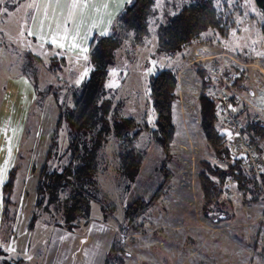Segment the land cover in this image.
<instances>
[{
    "label": "rangeland",
    "instance_id": "374dc122",
    "mask_svg": "<svg viewBox=\"0 0 264 264\" xmlns=\"http://www.w3.org/2000/svg\"><path fill=\"white\" fill-rule=\"evenodd\" d=\"M189 1L154 0L146 32L136 43L131 37L122 41L106 82V87L113 90L110 124L113 117H131L135 122L151 125L154 113L147 99L145 59L155 56L157 64L172 67L176 100L171 105L170 156L165 159V152L141 128L135 147L142 153V160L134 179L125 185L117 173L116 142L109 132L96 150L95 180L97 188L113 203L111 217H104L98 202L92 200L89 219H80L68 231L40 219L27 229L37 173L57 112L52 96L41 95L37 90L54 86L59 102L71 103L69 86L78 85L87 75L88 38L91 33H103L108 28L105 10L90 3L91 8L85 7L86 3L80 8L75 3L67 20L72 24L55 28L52 38L50 28L57 23L54 17H44L34 39L36 22L32 26L30 22L48 15L46 1L0 0V249L5 252L0 255V264L2 256L10 261L20 259L23 264H102L112 242L120 236L117 264H264V179L260 177L264 173V138L251 142L262 159L260 170L255 172L245 161V168L256 180L255 200L247 198L227 177L220 196L230 203L232 214L213 222L201 208L199 163H224L212 153L199 127L197 93L201 79L193 65L200 64L212 80L221 81L218 86L208 87L207 92L216 98L214 92L219 90L226 97L225 103L217 101L216 114L221 131L230 133L232 150L237 133L221 119L222 113L233 116L228 98L234 112L243 110L238 117L234 116L240 128L251 120L260 122L264 130L262 16L253 0H212L225 21L222 31L208 29L199 41L184 46L173 56L155 55L153 24ZM104 3L105 0H96L95 6ZM106 4L113 5L109 0ZM75 15L77 25L72 21ZM38 38H47L43 41L46 44L38 43ZM27 51L39 57L33 73L27 71ZM51 58L60 62L55 73L47 67ZM225 69L230 70L231 80H225L228 75L221 74ZM253 136L244 135L248 141ZM59 138L62 149L66 136L60 132ZM11 167L16 168L11 204L3 216L1 184ZM134 203L139 207L134 220L136 228H125V206ZM48 213L56 221L61 220L59 208L49 205Z\"/></svg>",
    "mask_w": 264,
    "mask_h": 264
},
{
    "label": "trees",
    "instance_id": "16d2710c",
    "mask_svg": "<svg viewBox=\"0 0 264 264\" xmlns=\"http://www.w3.org/2000/svg\"><path fill=\"white\" fill-rule=\"evenodd\" d=\"M253 1L262 16L260 31L264 46V0ZM153 2L154 0H129L116 13L112 23L103 33L91 34L85 50L87 75L78 85L69 86L68 91L72 100L70 104L59 102L58 90L54 86L47 85L40 92L37 90L41 95L52 96L57 112L43 161L37 173L35 200L27 229H31L40 219L46 224L72 231L80 219L85 222L89 219V206L92 200L98 202L104 217L107 215L111 217L113 203L97 188L95 180L96 150L109 132L116 142L117 173L125 185L134 179L142 160V153L135 147V137L141 128L147 131L150 138L165 152V159L170 156L173 137L171 105L176 100L174 93L176 76L172 67L157 64L155 56L146 58L144 63L147 99L154 113L151 125L146 121L135 122L131 117H113L111 124L108 121L113 91L110 87H106L110 67L123 40L131 37L136 43V39L146 32ZM163 16L165 17H161L153 24L156 42L154 53L167 57L181 51L184 46L199 41L201 35L208 29L222 31L225 22L212 0H190L181 7L174 8L171 14ZM25 55L28 61L27 71L35 72L39 57L28 51ZM59 63L58 59L51 58L47 65L48 70L55 73ZM193 65L201 79L197 93L199 127L212 153L224 163V165H216L206 160L199 163L197 179L201 191L202 212L210 217L213 211L221 210L226 212V216H231L230 203L220 196L225 179L230 177L238 189L250 196V200H255L253 191L257 185L256 180L245 168L246 156L232 150L230 133L221 131L217 122L218 100L207 92V88L212 85L218 86L221 81L214 83L200 64ZM229 71L225 69L221 74L226 76ZM228 101L233 116L238 117L243 113L242 109L234 112L233 102L229 98ZM60 132L66 136V145L62 149H60ZM239 133L243 136L249 133L250 137L259 134L264 138L263 126L258 121L248 120L241 125ZM15 171V167L9 168L1 184L3 216L11 204L10 194ZM260 177L264 179V173H261ZM49 205L59 208L61 220L56 221L52 217L53 214L48 213ZM138 209L135 203L125 206V214L128 216L125 228H136L134 220ZM44 212L49 214L46 219L40 218ZM121 239L120 236L112 242L102 264H117L120 258ZM4 253L0 249V255ZM1 260L2 264H23L20 259L11 262L2 256Z\"/></svg>",
    "mask_w": 264,
    "mask_h": 264
},
{
    "label": "crops",
    "instance_id": "0c3cea01",
    "mask_svg": "<svg viewBox=\"0 0 264 264\" xmlns=\"http://www.w3.org/2000/svg\"><path fill=\"white\" fill-rule=\"evenodd\" d=\"M43 1H46L45 10H46V14H48V15L47 16H43V17L40 16L39 19H37L36 21L33 20L32 22H30L31 26L33 25V22H36V24H35L36 27H35L34 33H33L34 39H35L36 30L38 29L37 26H42V24H43L42 23V19L44 17H54L55 18V23H57V25H55L54 27L50 28V30H51L50 33L52 35V38H55L54 34L56 35L55 28L58 29V28H62V26H67V24L68 25L72 24V23H68L67 20H69L71 14L74 11L72 9H74L75 3H79L80 8L82 7V4H85V3L87 4L85 7L91 8L90 7V4H91L92 7L104 8V10H105L104 15H105V21H106L105 23L111 24L116 14H113V15H110V14H112V12L115 11L116 9H119L122 6H124L125 5L124 3L128 2L129 0H118V1L109 0V2L113 3V5H110V6L106 4L107 0H105L104 5H102V6L101 5L100 6H95L96 0H43ZM72 2H74V3L70 4ZM88 3H90V4H88ZM108 8L111 9V11H109ZM106 10H108V11H106ZM44 14H45V12L42 11V15H44ZM97 16H99V13L96 15V17ZM85 17H86V13L84 12V19H85ZM76 18H77V15H75L74 20H72V18H71V20L73 21V25H77L78 24ZM80 22H82V19H80ZM92 23H94V22H92ZM83 24H85V23H83ZM83 26H86V25H83ZM31 30H32V27L30 28V31ZM85 31L86 30L83 31L82 35L84 34ZM65 32L69 33L68 30L65 31ZM47 38H50V37H47ZM47 38H45V39H47ZM52 38H50V39H52ZM89 38H88V40H89ZM45 39L44 38H42V39L38 38V39H36V41L38 43H40L41 45H45L46 43H43V41H45Z\"/></svg>",
    "mask_w": 264,
    "mask_h": 264
},
{
    "label": "built area",
    "instance_id": "2783aa9c",
    "mask_svg": "<svg viewBox=\"0 0 264 264\" xmlns=\"http://www.w3.org/2000/svg\"><path fill=\"white\" fill-rule=\"evenodd\" d=\"M232 77L233 76L228 75L225 77V80H231ZM213 82L218 83L219 82L218 78H214ZM214 94L220 104L226 102V97L222 91L216 90ZM221 119H222V122L228 128L232 129L233 131L237 133L232 143L233 150L240 152L246 156V159L248 160L249 166L252 170H254L255 172L260 170L262 166V159L256 155L253 149L252 143L258 142L259 139L262 137H260L259 134H255L252 140L248 141L241 133H239L240 126H239L238 120L234 116L230 115L229 113H222ZM263 136H264V130H263Z\"/></svg>",
    "mask_w": 264,
    "mask_h": 264
},
{
    "label": "water",
    "instance_id": "95a60500",
    "mask_svg": "<svg viewBox=\"0 0 264 264\" xmlns=\"http://www.w3.org/2000/svg\"><path fill=\"white\" fill-rule=\"evenodd\" d=\"M246 197L248 198L249 196L246 195ZM209 216L211 217V220L213 222H216L218 220H222V219L226 218V213L225 212H215V213H213V215L211 214ZM141 264H147V263L141 262Z\"/></svg>",
    "mask_w": 264,
    "mask_h": 264
}]
</instances>
